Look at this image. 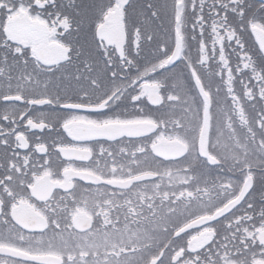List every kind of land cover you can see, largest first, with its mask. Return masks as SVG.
I'll list each match as a JSON object with an SVG mask.
<instances>
[{
  "label": "snow or ice",
  "instance_id": "1",
  "mask_svg": "<svg viewBox=\"0 0 264 264\" xmlns=\"http://www.w3.org/2000/svg\"><path fill=\"white\" fill-rule=\"evenodd\" d=\"M0 264H264V0H0Z\"/></svg>",
  "mask_w": 264,
  "mask_h": 264
}]
</instances>
